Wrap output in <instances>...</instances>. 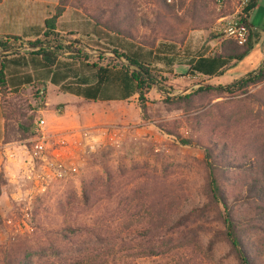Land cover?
Instances as JSON below:
<instances>
[{"label":"rangeland","instance_id":"rangeland-1","mask_svg":"<svg viewBox=\"0 0 264 264\" xmlns=\"http://www.w3.org/2000/svg\"><path fill=\"white\" fill-rule=\"evenodd\" d=\"M105 1L109 0H90L97 19H103ZM111 1L118 9L122 3L130 15L137 13V19L129 21L133 27L127 33L134 45L145 50L157 43L174 45L175 70L164 62L153 64L173 89L165 88L170 91L165 93L152 86L145 95V114L137 95L109 107L88 106L82 113L89 118L87 124L81 122L73 130L46 137V148L39 155L31 152L36 87L19 97L9 95L4 104L14 108L11 116L16 122L11 121L0 140V259L2 251L11 249L16 240L28 237L35 246L36 242L45 244L48 237L55 240L48 232L67 224H99L110 237L119 236L112 239L118 245L107 264H241L226 237L224 210L213 198L202 147L211 149L208 162L224 166L217 171L222 201L240 211L239 215L245 214L241 210L248 205L231 198L235 184L238 189L236 179L244 175L242 168L264 149V81L231 96L218 89L200 90L199 86L209 83L207 79L178 66L200 53L209 55L214 44L211 26L217 17L211 0ZM250 19L255 33L252 47L264 51V0H257ZM7 27L11 29V22ZM201 29L206 30L204 35ZM90 43L87 51L75 48L74 41L67 47L79 51L91 64H128L119 54L122 49L105 46L103 41ZM223 43L219 53L234 46L231 41ZM104 49H110L111 55ZM182 49H187L186 57ZM263 63L264 59L260 65ZM100 92L113 91L104 85ZM189 93L188 100L166 101V96ZM56 98L50 94L47 121L54 116ZM28 115L33 119L27 128ZM179 137L191 139L193 145L181 144ZM156 211L165 223L160 235L151 240L168 250L150 256L140 247L147 244L145 234ZM251 219L238 224L244 230L242 247L248 251L264 244V216L254 222ZM250 223L255 226H246ZM140 235L144 236L138 239ZM262 249L256 252V264H264Z\"/></svg>","mask_w":264,"mask_h":264},{"label":"trees","instance_id":"trees-1","mask_svg":"<svg viewBox=\"0 0 264 264\" xmlns=\"http://www.w3.org/2000/svg\"><path fill=\"white\" fill-rule=\"evenodd\" d=\"M1 1V0H0ZM67 0H58V4L55 6L51 16L44 20L45 30L43 31L41 39H35L28 41V44L32 47H38L35 50L36 53H41L46 61L48 60V55L43 49V44L51 45V47L59 49L57 46V33H55V22L58 16L62 13ZM256 5V0H253L247 8V16L249 18L250 11ZM248 27L251 30L250 36L247 42L242 45H234L230 51H222L221 53L215 54L213 56L198 54L195 59L189 62V70L193 73H201L204 75H221L223 70L229 67L232 61L237 62L241 60L248 52L253 48L252 36L255 35L252 31L253 26L249 22ZM8 38H0V50H7L11 47ZM16 38V37H14ZM226 42V41H225ZM224 42V43H225ZM223 43V44H224ZM172 47V50L168 49L172 53L174 45L160 43L156 51L159 54L152 52L151 49H143L134 45L132 42L128 43V46H123L120 48V56L127 61V65L121 66H101L94 63H87L86 66L94 69L95 84L90 86L88 90L82 91L81 93L85 98H90L96 100L97 98H113L117 94L119 99H127L133 94H137V101L140 110L145 114L146 112V94L152 88V86L157 85L158 90L165 93H170L172 90L171 85H166V77H164L160 71H156V62H164L171 66L173 64L172 58H169L166 54L168 52L167 47ZM113 52L118 54L114 49ZM5 54H0V58L4 57ZM3 66L0 65V93H1V109L3 113V133L7 129L11 121L16 122V118H12L11 111L12 107L10 105H5L6 98L9 95H16L19 97L21 94L18 89H7L6 82L4 79ZM264 81V63L258 68L253 69L235 79L227 84H203L199 86L200 90L210 91V90H222L228 95L234 96L245 92L249 86H254ZM104 85L112 89V93H106L102 95L100 92L101 87ZM165 88L169 89L166 90ZM192 96V93L183 96H166L167 102H175L188 100ZM45 99V91L42 100ZM35 100L32 99V102ZM25 108V107H24ZM27 128L30 127L33 116L28 115L27 117ZM18 129H23L21 125H18ZM179 142L184 145H193L191 139L178 138ZM223 147V145H221ZM205 153V162L208 169V174L210 177V186L213 198L217 203H220L223 207L224 213V223H225V233L226 237L231 244V246L236 250L238 258L241 264H256L257 263V253H260L264 244L259 243L256 245L257 249L253 251H248L242 247L241 236H243V228L238 227L239 222L242 220H247L252 218L250 222L255 220H260L264 216V149L263 151L257 152V155L250 163L243 167L244 175L239 176L236 179L238 189H234L235 192L231 200H237L241 203H245L248 207L244 210L246 212L243 215H239L240 211L231 208L227 201H222V187L217 178V171L224 168L222 163H214L212 161H207L211 155V149L208 147H202ZM228 153V152H227ZM247 168V169H246ZM249 172L247 174L246 172ZM88 197V195L86 196ZM87 199V198H86ZM234 201V202H235ZM156 218L151 227L148 228L146 236L147 244L142 249L145 255H158L165 253L168 249L161 248L158 245L152 243L153 238L156 234L160 235L159 230L164 226L165 219H162L160 212H155ZM246 226H255L254 223H250ZM62 231H68L69 233L65 235ZM54 235V239L48 237V241L45 244H35L32 246L29 244L31 239L22 238L20 241L16 240L13 246L7 247L2 251V257L0 259V264H107L108 258L116 252L114 245L118 244L112 239H118V237H110L109 232H107L102 225L96 224L93 227L82 224L77 225V227L72 225H65L64 227H59V229L54 230V232H48ZM155 234V235H154ZM154 235V236H153ZM62 236L64 241L59 243V239ZM144 235H140L138 239L143 238ZM65 238V239H64ZM152 238V240H151ZM15 240V239H14ZM138 245V244H137ZM140 246V244H139ZM252 246V245H251ZM139 250V252H140ZM264 250V248L262 249ZM52 259V260H51Z\"/></svg>","mask_w":264,"mask_h":264},{"label":"crops","instance_id":"crops-1","mask_svg":"<svg viewBox=\"0 0 264 264\" xmlns=\"http://www.w3.org/2000/svg\"><path fill=\"white\" fill-rule=\"evenodd\" d=\"M6 1L8 3H5ZM57 4L58 0L0 1V38L11 37L8 38L11 47L7 50H0V54H5L4 57L0 58V65L3 66L7 89L15 88L20 93L34 87L44 89L45 99L41 115L44 121V132L49 135L73 130L79 127L81 122L87 124L89 118L87 116L84 118L82 113L88 110V106L109 107L137 95L133 94L127 99L117 98L118 93L112 96L113 98L107 99L100 97L96 100L85 98L81 92L88 90L90 86L95 84L94 69L86 66L89 61L84 57L82 58L79 51L67 47L68 44H71V41H74V44H77L75 48H82L81 50L87 51V45L89 46L90 42L95 40L103 41L105 46H114L119 49L122 45L128 46L129 42H133L127 36V33L131 32L128 28L133 27V23L129 21L136 20L137 13L130 15L127 13V9L123 8L122 3H119L118 9L117 4L109 0L104 2L103 13L101 14L103 19L101 20L97 19L95 5H91L90 0H81V2L79 0H67L62 13L56 19L54 28L60 48L56 49L47 44L42 46L48 55L49 62L45 60L41 53H36L35 50L38 47L30 46L28 41L42 38L45 30L44 20L51 16ZM10 22L11 29L7 27ZM249 22L252 24L250 14ZM113 27H119V29ZM199 31L203 35L206 32L204 29ZM188 37L183 43L188 40ZM157 47H159V43L149 49L152 50L153 54H159L156 51ZM168 49L172 50V47L168 46ZM169 50L166 55L169 58H174L176 55L174 54V48L172 53ZM104 52L111 55L110 49H104ZM180 52L183 53V57H186L188 51L182 49ZM263 59L264 51L255 45L241 60L232 61L221 75H204L201 73L195 75L206 78L209 84H225L255 69ZM155 64H160V62ZM176 66L177 64L173 61L169 68L175 70ZM178 66L189 68V63L185 59ZM50 94L58 98L55 99L52 105L54 116H50L47 121L45 110L48 106ZM29 102L32 103V97ZM59 110H62V112H59ZM3 121L0 93V140L3 137Z\"/></svg>","mask_w":264,"mask_h":264},{"label":"built area","instance_id":"built-area-1","mask_svg":"<svg viewBox=\"0 0 264 264\" xmlns=\"http://www.w3.org/2000/svg\"><path fill=\"white\" fill-rule=\"evenodd\" d=\"M214 10L217 14L216 20L211 26L212 41L209 55L213 56L220 52V45L225 41H231L236 45H244L250 36L247 19V8L253 0H211ZM43 88H36L37 104L35 106V117L32 126L31 152L33 155H39L46 148V137L49 134L44 132V121L41 115L44 101Z\"/></svg>","mask_w":264,"mask_h":264}]
</instances>
